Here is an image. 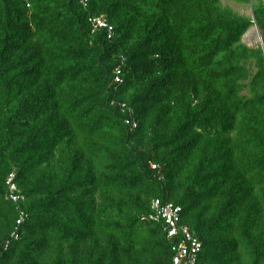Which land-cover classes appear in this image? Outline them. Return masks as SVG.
I'll use <instances>...</instances> for the list:
<instances>
[{"label":"trees","instance_id":"16d2710c","mask_svg":"<svg viewBox=\"0 0 264 264\" xmlns=\"http://www.w3.org/2000/svg\"><path fill=\"white\" fill-rule=\"evenodd\" d=\"M234 1L254 18L0 0V264H174L156 200L182 208L197 264H264V0Z\"/></svg>","mask_w":264,"mask_h":264},{"label":"built area","instance_id":"2783aa9c","mask_svg":"<svg viewBox=\"0 0 264 264\" xmlns=\"http://www.w3.org/2000/svg\"><path fill=\"white\" fill-rule=\"evenodd\" d=\"M120 73L118 71V75ZM116 81L122 83L120 76L117 77ZM126 124L130 126L133 124V128H137V123H132L130 120H127ZM15 179V175H11L9 180L10 199L14 203H18L21 197L17 194V186L13 183ZM152 208L157 214V216L154 215L152 218L157 220L162 218L165 220L169 237L177 241L174 248V252L176 253L174 264H197L203 245L187 228L180 227L182 208L173 205L163 208L159 200L153 202ZM19 224H21V221H19Z\"/></svg>","mask_w":264,"mask_h":264},{"label":"rangeland","instance_id":"374dc122","mask_svg":"<svg viewBox=\"0 0 264 264\" xmlns=\"http://www.w3.org/2000/svg\"><path fill=\"white\" fill-rule=\"evenodd\" d=\"M222 4L224 7H228L242 16L254 18L252 4H238L234 0H222ZM261 37L260 30L257 27H253L246 33L243 42L251 49H255L261 45Z\"/></svg>","mask_w":264,"mask_h":264},{"label":"clouds","instance_id":"9594fccd","mask_svg":"<svg viewBox=\"0 0 264 264\" xmlns=\"http://www.w3.org/2000/svg\"><path fill=\"white\" fill-rule=\"evenodd\" d=\"M261 45H263L262 37H261ZM13 175H15V174H13ZM10 177H11V176H10ZM9 180H10V179H9ZM13 183L16 185L15 180H14ZM8 185H9V181H8ZM16 186H17V185H16ZM9 188H10V186H9ZM18 190H19V189H18V186H17V194L21 197L20 192H19ZM22 199H23V198L21 197L20 201H22ZM20 201H19V202H20ZM19 202H18V203H19Z\"/></svg>","mask_w":264,"mask_h":264}]
</instances>
